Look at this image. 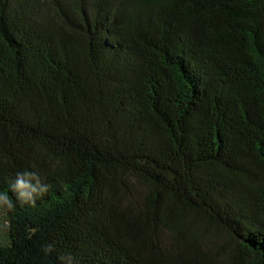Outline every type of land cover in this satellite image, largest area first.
<instances>
[{
    "label": "trees",
    "instance_id": "16d2710c",
    "mask_svg": "<svg viewBox=\"0 0 264 264\" xmlns=\"http://www.w3.org/2000/svg\"><path fill=\"white\" fill-rule=\"evenodd\" d=\"M0 191V264H264V0H0Z\"/></svg>",
    "mask_w": 264,
    "mask_h": 264
},
{
    "label": "clouds",
    "instance_id": "9594fccd",
    "mask_svg": "<svg viewBox=\"0 0 264 264\" xmlns=\"http://www.w3.org/2000/svg\"><path fill=\"white\" fill-rule=\"evenodd\" d=\"M8 191L14 194L16 202L35 207L37 201L49 191V185L37 171L25 170L16 174L15 179L10 182ZM8 191H0V207L11 211L15 208V203L9 197ZM55 251L53 243L43 248L45 255H51ZM57 259L59 264H79L77 257L71 252L60 254Z\"/></svg>",
    "mask_w": 264,
    "mask_h": 264
},
{
    "label": "rangeland",
    "instance_id": "374dc122",
    "mask_svg": "<svg viewBox=\"0 0 264 264\" xmlns=\"http://www.w3.org/2000/svg\"><path fill=\"white\" fill-rule=\"evenodd\" d=\"M3 232V226H2V223L0 222V233Z\"/></svg>",
    "mask_w": 264,
    "mask_h": 264
}]
</instances>
